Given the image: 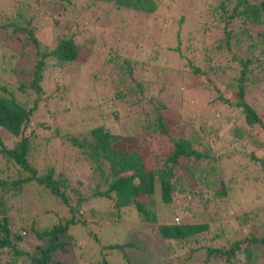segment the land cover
I'll return each mask as SVG.
<instances>
[{
	"label": "rangeland",
	"instance_id": "374dc122",
	"mask_svg": "<svg viewBox=\"0 0 264 264\" xmlns=\"http://www.w3.org/2000/svg\"><path fill=\"white\" fill-rule=\"evenodd\" d=\"M11 1L0 0L2 16H15L17 8L10 4ZM43 1L30 0L29 3H23L21 14L30 20L33 16L43 13L46 7ZM155 1L157 12L146 17L131 10L110 8L101 2L92 6L90 0H72L73 4H65L67 9L63 11L69 19L64 23V17H60L61 22L54 33L47 24L61 11L60 4L53 16L43 13L44 17L37 19L34 25L37 27L36 37L49 49L56 47L57 37L53 36L56 32L60 33L58 30L62 31L64 26L80 45L77 61L67 63L63 68L52 65L44 72V95L38 102L39 109L33 115L30 130L25 133L30 136L28 133L32 129L37 136L32 143L35 149L31 152L30 161L36 167L38 176H44L52 169L54 179L65 180L69 185L62 190L71 196L72 203L78 197L74 189L86 199L78 215L86 224L71 225L69 230L71 243L74 245L67 246L65 255L58 251L53 253L52 259L60 264H97L101 259L102 246L115 244L127 247L124 250L113 249L106 252L105 258L113 264H203L201 259L206 258L203 250L197 248L196 257L187 260L184 253H187L188 247L179 248L172 244L173 242L165 241L157 231L158 224L143 222L136 209L123 208L118 216L111 200L91 196L96 189L101 192L106 190L104 176L108 173V164L103 165V175L90 172L88 158H83L84 154L77 147L71 146L68 138L78 133H84L86 138H91L90 130L99 126L105 127L112 134H120L127 125L129 127L126 133L135 138L127 144L128 150L139 153L146 160L150 159L148 167H156L157 159H151V154L148 157L150 147L153 148V153L167 154L170 145L165 142L160 143L159 147L150 145L148 150L146 141L137 138L145 135L140 128L142 117L133 114L138 108L136 105L128 106L126 102H119L114 96L118 86L122 88L130 82L133 85L130 77L121 84V74L124 75L127 68L131 67L132 76L137 81L151 79L154 84L155 77L163 74L161 71L167 66L165 63L172 67H181L182 58H188L190 55L200 57L199 64L206 68V63L203 64L201 57L202 54L204 56L206 48L211 59L214 58L222 65L225 72L219 73L217 78H212L213 87L204 90L203 94L208 98L199 99L200 95L197 98L195 94H189L188 106L193 110L182 118L180 124L189 123L191 118V121L196 120L201 132L203 130L202 137L216 136L217 146L223 152L218 155L217 165H212L209 181L198 178L193 181L185 179L182 181L183 188L174 193L171 204L162 207L163 205L158 203L159 208L166 214V220L159 217V223L174 221L175 218H179L178 222L182 220L183 223L206 222L209 225L206 235L214 239L213 243L219 246L244 239L250 234L264 237V170L261 169L264 162V129L249 128L252 138L243 142L236 141L235 127H245L241 109L231 105L238 90L241 68L231 56H224L223 51L219 53L209 49L212 44L225 39L222 28L212 27L207 35H203V31L199 32L201 21L206 20L203 16L207 15L208 9L214 7L218 0ZM192 25L198 28L199 35L197 41L188 42L183 33L188 32ZM232 25L237 37L243 39L239 22L235 21ZM250 35L252 39H257L254 31ZM246 41L249 43L250 40L247 38ZM22 43H25L23 36L9 40L4 33L0 34V93L1 88H5L16 97L20 96L17 85L25 76L29 78V73L32 72L33 55L26 54L29 57H22L21 62L17 59L22 52L19 46ZM233 48L236 49L235 44ZM245 48L238 51L241 53L237 56L245 60L251 58L252 68L257 64L256 57L264 59L262 55H258L261 48L253 53L245 51ZM192 56L190 58H193ZM193 60L197 61L195 58ZM156 67V71L152 72V68ZM154 72L157 74L155 77ZM249 84L250 81H246V85ZM27 94L29 91L25 93ZM254 95L260 99L258 110L264 123V82L254 89ZM128 99L129 102L132 98ZM24 100L23 103L33 104L34 96H28ZM211 101L217 102V109L212 112L205 111L211 107ZM207 102L208 104H205ZM184 114L186 113L182 108H177L171 119H178ZM46 126L49 129H46ZM189 126L187 132L191 128ZM56 128L59 129L58 136ZM169 130L175 136L180 135L174 122L170 124ZM6 134L5 138H8L10 135ZM0 135L4 141L2 128ZM4 168L0 161V169ZM12 171L14 168L9 170V175H12ZM6 176L4 172L2 177ZM230 179L231 188L228 194L220 196V180L228 184ZM212 181L214 184L210 185ZM207 182H210V187L206 186ZM206 199L208 204L205 203ZM6 202L10 208L9 223L16 233L22 234L24 231L21 227L29 223L36 228H42L51 226L61 217L72 216L68 214L66 204L36 183L26 184L20 196L7 197ZM145 202L150 208L149 202ZM37 214L38 216H35ZM25 236V241L19 243L17 249L32 252L34 246L40 242L27 234ZM261 250L263 252L264 248L251 249V259L260 260ZM0 256V264H7L14 258V255L6 253Z\"/></svg>",
	"mask_w": 264,
	"mask_h": 264
},
{
	"label": "trees",
	"instance_id": "16d2710c",
	"mask_svg": "<svg viewBox=\"0 0 264 264\" xmlns=\"http://www.w3.org/2000/svg\"><path fill=\"white\" fill-rule=\"evenodd\" d=\"M90 1L92 6L96 2H101L110 8L131 10L146 17L157 12L155 0ZM29 2L30 0H12L10 4L17 8L15 16L6 17L0 14V34L4 33L9 40L15 37H24L25 43L19 45L22 52L17 54L19 57L17 59L21 62L22 57L33 55L32 72L29 73V78L25 76L17 85L21 95L16 97L5 88H1L0 93V128L4 129V141L0 135V161L3 168L5 167L0 169V254L14 255V258L10 259L7 264H60L52 259L53 253L58 251L65 255L67 246L74 245L71 243L72 236L69 230L71 225L86 224L84 219L78 218L79 211L86 199L74 189L78 197L72 203L71 196L64 189L62 190L69 185L65 183V180L54 179L52 169L46 175L38 176L36 167L30 161L31 152L35 149L32 143L37 136L32 129L28 133L30 136L25 135V133L30 128L33 115L39 109L38 102L44 95L42 85L44 72L52 65L63 68L65 64L77 61L80 55V45L76 43L73 34L67 32L65 26L61 28L62 31L57 29L60 33L56 32L53 36L54 38L57 37V44L53 49H49L35 34L37 27L34 25L37 23V19L43 18V13L53 16L56 9L60 7L59 4L62 7L61 11L54 15L57 16L47 26H50L54 33L55 28H58L61 22L60 17H64L65 23L69 19L63 13L67 9L65 4L72 5V0H44L43 3L46 4V7L43 13L33 16L30 20L26 19L27 17L20 11L23 3ZM203 17L206 20L201 21L202 26L199 28V32L203 31V35H207L212 27L222 28L224 31L225 39L212 44L209 49L219 53L223 51L224 56H231L241 68L239 70L238 90L231 105L240 108L243 114L245 127L236 126L234 129L236 141L243 142L245 139L252 138L249 128L261 127L264 129V123L258 110L260 99L254 95V89L264 82V59L260 60L256 57L255 62L257 64L252 68L253 60L251 58L245 60L237 56L241 53L238 51L246 47L245 51L250 53L261 48V53L258 55L264 57V0H218L217 4L210 7L207 15ZM235 21H238L241 26L243 39H239L233 31L232 24ZM189 31L190 34H188ZM189 31L183 33L184 38H187L186 41H197L198 28L192 25ZM253 31L257 39L250 37V33ZM247 38L250 40L249 43L246 41ZM112 41L114 42V39ZM233 44H235L236 49L233 48ZM238 45L240 46L238 47ZM207 50L208 48L204 50V56L200 51L201 57H203L202 62L203 64L206 63V68L199 64L200 57L190 55L193 58L190 56L185 59L182 58L181 67H172L169 63H165L168 67L164 66L161 71L163 74L160 77H155L157 74L154 72V84L151 79L150 81H137L132 76L133 69L131 67L127 68V74H121V84L130 77L133 85L130 82L128 85H123L122 88L118 86L114 96L119 102H126L128 106L136 105L138 108L133 114H139L142 117L140 128L145 135L137 138L145 140L147 147L150 145L159 147L158 145L164 144V142L170 145L167 154L153 153L152 147H150L151 151L148 147V157L151 154V159L153 157L157 159L158 165L156 167H148L150 159L146 160L139 153L128 150L127 144L135 138L130 133H126L129 127L127 125L123 127V132L120 134H112L105 127L99 126L90 130L91 138H86L84 133H78L71 135L68 139L71 146L81 150L84 154L83 158L89 159L87 161L90 163V172L103 175V165L108 164V173L104 176L107 184L106 190L101 192L96 189L91 196L111 200L113 209L116 210L118 216H120L119 212L123 208L136 209L143 222L158 224L157 231L165 241L173 242L172 244L179 246V248L187 246V253H184L187 260L196 257L195 253L198 252V248L206 254V258L201 259L203 264H264V250L263 252L261 250L262 258L260 260L251 259L253 255L251 249L264 248V237H255L250 234L244 239L219 246L213 243L214 239L206 235L209 228L206 222L190 223L188 221L183 223L182 220L176 222L174 219L175 222L171 220L159 223V217L166 220V214L164 210L159 208L158 203L160 202L162 207L171 204L174 193L183 188L182 181L185 179L193 181L198 178L209 181L213 169L212 165H217L218 155L223 152L217 146L216 136L202 137L203 130L201 132L196 120L191 121V118L189 123L180 124L182 118L188 116V113L193 110L188 106L190 104L189 94H195L197 98L200 95L199 99L208 98L203 94L204 90L213 87L212 78H217L219 73L225 72L222 65L218 64L214 58L211 59ZM194 58L197 61H194ZM152 69V72L156 71L157 67ZM246 81H250V84L246 85ZM28 91L29 94L25 95ZM28 96H34L33 104L23 103L24 98H28ZM128 97L132 98L129 102L127 101L129 100ZM209 104L211 107L205 111L212 112L217 109L216 101H211ZM177 108H182L186 114L181 115L178 119H171L174 110ZM172 122L178 128L179 136L170 132L169 126ZM188 125L191 128L187 132ZM45 128L49 129L47 126ZM58 131L59 129L56 128V136H58ZM6 133L10 135L8 138H5ZM82 135L84 136L78 139ZM255 160L258 161L256 158ZM94 163L95 167H93ZM11 168H14V171H12V175H9ZM261 169L264 170V162ZM176 171H178V175H176ZM4 172L7 174L6 177H2ZM227 182L228 184L220 180V196L228 194L229 188H231V179ZM29 183H36L60 199L68 206V214L72 215L71 218L68 216L61 217L51 226L42 228H36L32 223H29L27 226L21 227L24 236L20 232L16 233L9 223L10 208L7 207L6 200L7 197L20 196L24 186ZM209 184L210 182H207L206 186L210 187L214 181ZM154 198H156V202ZM144 199L149 202L150 208L146 206L147 203ZM205 203L208 204L209 201L206 199ZM46 214L49 215L50 212H46ZM177 219L179 220V218ZM25 234L40 242L34 246L32 252H23L17 249L18 244L25 241L27 237ZM126 247V245L116 244L102 246L101 259L97 264H113L105 258L106 252L113 249L124 250ZM123 257L125 256L123 255Z\"/></svg>",
	"mask_w": 264,
	"mask_h": 264
},
{
	"label": "built area",
	"instance_id": "2783aa9c",
	"mask_svg": "<svg viewBox=\"0 0 264 264\" xmlns=\"http://www.w3.org/2000/svg\"><path fill=\"white\" fill-rule=\"evenodd\" d=\"M175 221L177 222V221H178V219H177V218H175Z\"/></svg>",
	"mask_w": 264,
	"mask_h": 264
}]
</instances>
